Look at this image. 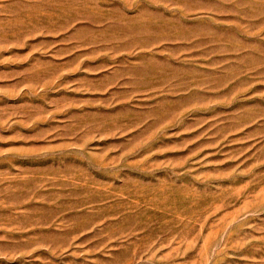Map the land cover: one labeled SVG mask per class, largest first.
Listing matches in <instances>:
<instances>
[{
    "label": "rangeland",
    "instance_id": "374dc122",
    "mask_svg": "<svg viewBox=\"0 0 264 264\" xmlns=\"http://www.w3.org/2000/svg\"><path fill=\"white\" fill-rule=\"evenodd\" d=\"M0 264H264V0H0Z\"/></svg>",
    "mask_w": 264,
    "mask_h": 264
}]
</instances>
